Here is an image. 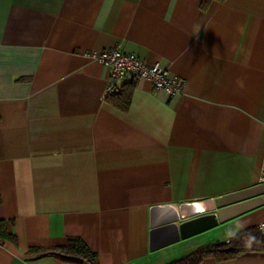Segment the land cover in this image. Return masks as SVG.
Returning <instances> with one entry per match:
<instances>
[{"label": "crops", "instance_id": "0c3cea01", "mask_svg": "<svg viewBox=\"0 0 264 264\" xmlns=\"http://www.w3.org/2000/svg\"><path fill=\"white\" fill-rule=\"evenodd\" d=\"M200 2L0 0V220L16 237L0 264H79L52 250L73 236L99 264H165L184 239L150 248L154 207L224 204L201 232L227 240L264 221V0ZM110 47L183 77L182 92L135 79L121 111L87 56Z\"/></svg>", "mask_w": 264, "mask_h": 264}, {"label": "trees", "instance_id": "16d2710c", "mask_svg": "<svg viewBox=\"0 0 264 264\" xmlns=\"http://www.w3.org/2000/svg\"><path fill=\"white\" fill-rule=\"evenodd\" d=\"M212 0H201V9H206ZM134 84L132 81L123 85L120 93L109 95L106 99L121 111H128ZM15 234L7 229V223L0 220V245L4 241H15ZM56 256L79 264H99L97 254L80 237L73 236L66 239L65 244L52 249ZM245 252H264V236L259 234L257 227H249L238 231L232 238L224 242L207 243L192 252L170 260L165 264H199L206 257L228 259Z\"/></svg>", "mask_w": 264, "mask_h": 264}, {"label": "built area", "instance_id": "2783aa9c", "mask_svg": "<svg viewBox=\"0 0 264 264\" xmlns=\"http://www.w3.org/2000/svg\"><path fill=\"white\" fill-rule=\"evenodd\" d=\"M87 56L109 67V76L104 89L105 98L120 93L126 79L130 81L147 79L155 88L163 89L169 94L182 92L184 78L170 74L169 70L158 62L147 64L135 54L123 52L118 47L87 52ZM260 179L264 182V171H262ZM256 227L259 234L264 236V221H261Z\"/></svg>", "mask_w": 264, "mask_h": 264}, {"label": "water", "instance_id": "95a60500", "mask_svg": "<svg viewBox=\"0 0 264 264\" xmlns=\"http://www.w3.org/2000/svg\"><path fill=\"white\" fill-rule=\"evenodd\" d=\"M209 203L210 205L208 206ZM223 205L216 206L213 200L182 204L176 213H169L162 219L158 217L157 213L160 208H152L150 248L155 250L216 226L220 221H223L222 214L228 210V207ZM217 207H219V210H217ZM163 208L164 210H169L170 207L165 206ZM193 225L196 226V229L190 230V227ZM171 230L174 231V235L161 242L160 237L163 234L169 233Z\"/></svg>", "mask_w": 264, "mask_h": 264}, {"label": "rangeland", "instance_id": "374dc122", "mask_svg": "<svg viewBox=\"0 0 264 264\" xmlns=\"http://www.w3.org/2000/svg\"><path fill=\"white\" fill-rule=\"evenodd\" d=\"M228 228V227H227ZM212 231L200 232L192 237L181 240L178 245L175 247L168 248L163 250V253H172V255H176L175 258H178L182 255L192 252L194 249L198 248L201 245L207 243H215V242H224L227 241V238H224V229L223 225H219L213 229Z\"/></svg>", "mask_w": 264, "mask_h": 264}]
</instances>
